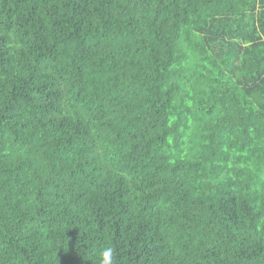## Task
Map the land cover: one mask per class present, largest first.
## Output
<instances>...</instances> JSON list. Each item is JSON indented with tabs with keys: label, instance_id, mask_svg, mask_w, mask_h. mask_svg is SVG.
Returning a JSON list of instances; mask_svg holds the SVG:
<instances>
[{
	"label": "trees",
	"instance_id": "trees-1",
	"mask_svg": "<svg viewBox=\"0 0 264 264\" xmlns=\"http://www.w3.org/2000/svg\"><path fill=\"white\" fill-rule=\"evenodd\" d=\"M264 264V0H0V264Z\"/></svg>",
	"mask_w": 264,
	"mask_h": 264
},
{
	"label": "clouds",
	"instance_id": "clouds-1",
	"mask_svg": "<svg viewBox=\"0 0 264 264\" xmlns=\"http://www.w3.org/2000/svg\"><path fill=\"white\" fill-rule=\"evenodd\" d=\"M100 264H115L116 250L114 247H105L100 252Z\"/></svg>",
	"mask_w": 264,
	"mask_h": 264
}]
</instances>
